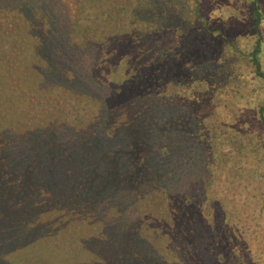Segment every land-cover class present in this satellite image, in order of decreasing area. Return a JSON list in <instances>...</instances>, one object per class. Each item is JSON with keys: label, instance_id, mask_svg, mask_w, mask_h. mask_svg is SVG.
<instances>
[{"label": "trees", "instance_id": "trees-1", "mask_svg": "<svg viewBox=\"0 0 264 264\" xmlns=\"http://www.w3.org/2000/svg\"><path fill=\"white\" fill-rule=\"evenodd\" d=\"M263 55L264 0H0V264H264Z\"/></svg>", "mask_w": 264, "mask_h": 264}, {"label": "rangeland", "instance_id": "rangeland-1", "mask_svg": "<svg viewBox=\"0 0 264 264\" xmlns=\"http://www.w3.org/2000/svg\"><path fill=\"white\" fill-rule=\"evenodd\" d=\"M244 47H242V49H243ZM263 58H264V55H263ZM250 115H251V113H250Z\"/></svg>", "mask_w": 264, "mask_h": 264}]
</instances>
